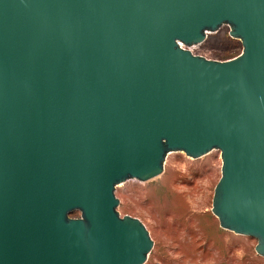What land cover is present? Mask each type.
<instances>
[{
  "label": "water",
  "instance_id": "water-1",
  "mask_svg": "<svg viewBox=\"0 0 264 264\" xmlns=\"http://www.w3.org/2000/svg\"><path fill=\"white\" fill-rule=\"evenodd\" d=\"M221 27L238 55L191 53ZM212 151L209 211L264 259V0H0V264H144L115 188Z\"/></svg>",
  "mask_w": 264,
  "mask_h": 264
},
{
  "label": "rangeland",
  "instance_id": "rangeland-1",
  "mask_svg": "<svg viewBox=\"0 0 264 264\" xmlns=\"http://www.w3.org/2000/svg\"><path fill=\"white\" fill-rule=\"evenodd\" d=\"M227 31L207 34L191 53L217 61L235 57L241 47ZM219 166L217 151L199 159L170 153L157 178L115 188L119 215L138 219L152 241L144 264H264L253 252L252 238L220 229L209 211Z\"/></svg>",
  "mask_w": 264,
  "mask_h": 264
}]
</instances>
